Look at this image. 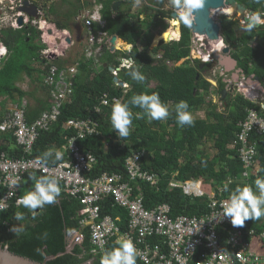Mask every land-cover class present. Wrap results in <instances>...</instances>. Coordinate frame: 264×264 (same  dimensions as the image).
<instances>
[{"label":"trees","instance_id":"obj_1","mask_svg":"<svg viewBox=\"0 0 264 264\" xmlns=\"http://www.w3.org/2000/svg\"><path fill=\"white\" fill-rule=\"evenodd\" d=\"M34 1V4L42 8L44 12L42 16L61 30L68 29L70 24L76 22L85 11L102 5L101 12L106 21L105 30L109 35H118L127 43L133 44V48L130 51L118 50L115 53L106 49L103 56L109 65L98 73H93L91 69L92 60H79V71H84V75L82 73L77 75L74 80L73 96L64 104L61 115L51 128L40 133L32 156L41 158L48 164H57L60 162L56 157L59 149L53 152L54 146L62 148L75 134L74 130L66 128L68 120L93 119L99 123V134L88 135L79 142L84 149L92 151L97 159L89 175L97 177L103 173H120L129 180L126 160L134 151H145L147 153L144 158L145 168L157 172L160 180L157 185L145 181H135L132 184L136 188L140 187L148 208L169 203L174 216L183 214L202 216L210 212L209 194L211 192L227 185L229 191H224L222 197L229 198V193L238 185L249 184L243 178L245 166L240 159L239 148H230V145L236 140L240 130L239 124L247 116L248 110L258 109L264 116V109L244 94L234 93L226 98L224 110H220L219 104L210 97L213 92L221 94L226 83L219 77L217 78L219 86L214 87L207 78V74L212 76L215 63H203L198 58L187 59L193 49V34L191 28L185 23L182 24L180 40H172L169 43L161 41L153 47L151 41H147L142 50L139 48L137 43L142 29L153 26L152 17L154 16L149 15L140 21L141 13L148 14L150 10H159V15L171 18L173 10L160 9L165 1H150L152 5H146L139 14L132 11L135 0ZM237 1L255 10L257 15L264 18V0ZM117 2L121 3L120 12L115 13L114 4ZM221 23L224 41L231 47L232 55L238 60L239 66L248 73L256 72L263 77L262 68L258 69L257 66L264 61V24L258 28L246 26L243 28L238 20L234 18L229 20L227 17H224ZM161 36H157L156 41H159ZM165 38H180L179 29H173ZM0 39L10 51L0 67V99L3 96L16 101L18 96L22 99L28 95L17 87V80L22 73L30 77L34 76V73L38 71L33 67L34 62L44 64L41 53L46 44L42 42V31L30 23L18 29L2 28ZM252 42L257 44L252 45ZM118 57L132 58L135 61L133 68L144 75V81L133 80L128 74L130 70L123 68L119 77L129 87L117 86L110 66L115 68L120 66L121 60ZM182 59L187 60L181 65H176ZM59 60V58L56 59V62L61 65ZM169 62L175 65L170 67ZM37 78L50 93L49 86L44 83V71ZM153 82L157 84L151 88ZM105 93H108L111 98H121V103L130 102L134 95L140 93H158L161 101L169 107V116L164 120L150 122L142 109L129 103L132 125L129 135L119 138L111 124L113 104L104 107L102 113L95 111V107ZM182 100L189 106L188 111L193 120L191 125L180 126L177 123L175 106ZM0 106L5 108V102L0 100ZM50 108L51 102L47 109ZM201 110L206 112V118H193V114ZM2 117L4 116L0 111V123ZM37 118L33 111L27 113L29 122ZM11 134L8 133L7 139L16 141ZM253 138L258 141V161L261 165L258 176H252L249 179L255 190L256 178H264V136ZM208 141H212L217 149L214 156L206 154L202 149ZM15 151L16 154H13L6 147L0 146V156L3 152H8L15 158L25 154L22 147ZM45 152H51V155L45 158ZM41 176L45 175L36 171L28 172L21 183L20 193L24 195L25 192L33 190L34 178L38 179ZM173 179L183 182L202 180L206 195L190 197L182 188H171L170 182ZM231 179L232 182H230ZM137 192L139 191L136 190L135 193ZM100 204L101 215L119 218L118 225L126 231L129 221L128 210L116 205L112 197H106ZM81 209L79 199L63 192H60L55 203L46 204L43 209L35 210V214L23 206L13 205L9 210L0 213V248L8 247L15 254L39 262H44L48 256H54L47 261V264H88L89 261L90 264H100L103 255L91 253L92 245L88 229H85L86 236L83 243L68 250L69 235L81 228ZM16 212H23L25 218L16 221L14 218ZM4 221L9 222L10 227L5 225ZM16 222L20 223L18 229L23 228V231L17 234L10 230ZM238 227L255 229L258 233L257 240H259L260 233L264 229V216L258 220H246L243 226ZM117 246L115 239L108 246L107 251Z\"/></svg>","mask_w":264,"mask_h":264},{"label":"built area","instance_id":"obj_2","mask_svg":"<svg viewBox=\"0 0 264 264\" xmlns=\"http://www.w3.org/2000/svg\"><path fill=\"white\" fill-rule=\"evenodd\" d=\"M22 1L24 0L13 2L8 9L9 13L2 8L0 27L9 23L18 29L30 23L42 31V42L46 44L41 53L45 69L44 83L50 88L51 108L29 122L28 100L24 98L9 108L0 123V131L12 133L25 153L19 158L12 157L8 152H3L0 156V213L13 205L22 206L19 203L23 196L20 193L21 183L28 172L36 171L56 179L60 192L79 199L82 205L81 228L70 234L74 239L71 244L75 246L83 243L85 229H88L91 253L94 255H104L113 240L123 237L131 239L135 245L136 264H264V229L257 243L258 233L255 229L233 226L230 218L224 217V204L228 200L222 197L224 187L209 194V213L202 216H174L169 203L148 208L140 187L136 188L132 184L135 181H145L157 185L160 180L157 172L145 168V151H134L126 160L129 180L120 173H103L97 177L89 175L97 159L92 151L84 149L79 142L88 135L99 134V123L93 119L68 120L66 128L74 130L75 134L64 145L65 156L60 155V162L57 164H48L41 158L32 156L40 133L51 128L61 115L64 104L73 96L74 80L79 73L80 63L62 67L56 62V59L65 55V46L69 45V31L57 32L56 25L51 26L52 23L42 16V9L39 10V17H31L18 11L17 7ZM102 8V5H98L79 16L87 31L85 54L98 65H101L105 46L111 45L112 38L104 28L106 21L102 16ZM178 12L180 15L191 13L184 4ZM21 16L24 17L23 25L19 23ZM50 29L53 34L49 33ZM61 39L65 40V44L60 43ZM192 41L194 45H198L194 38ZM9 53L8 46L0 40V65ZM210 56L208 54L209 59ZM112 73L117 76L119 70L114 69ZM240 86V83L237 84V90ZM123 87H127V84ZM115 100L122 101L121 98H111L105 93L95 111L102 113L103 108L112 105ZM239 126L233 147L239 148V156L245 166L243 178L248 180L252 176L257 177L261 169L258 141L253 137L264 136V116L258 109L251 108ZM232 181L231 179L230 182ZM170 186L182 188L190 197L206 195L202 180L183 182L173 179ZM136 190L139 192L135 193ZM106 197H112L116 205L128 210L126 231L118 225L119 218L101 215L100 203ZM4 224L10 227L7 221ZM90 263L89 261L88 264Z\"/></svg>","mask_w":264,"mask_h":264},{"label":"clouds","instance_id":"obj_3","mask_svg":"<svg viewBox=\"0 0 264 264\" xmlns=\"http://www.w3.org/2000/svg\"><path fill=\"white\" fill-rule=\"evenodd\" d=\"M200 4L201 0H184V7L187 8L189 12L192 9L199 8ZM175 11L178 12V10ZM179 16V19L183 20L185 24L190 23L188 13L182 16L179 14ZM257 17L261 20L259 15H257ZM257 17H254V19H258ZM242 22L245 24L244 26L249 27L243 20ZM130 50L131 45H129V51ZM208 54H210V52ZM211 60L213 61L212 57L211 59L203 58V61L206 63ZM134 63L135 61L132 58H122L120 66L121 68L130 70L128 74L133 80L142 82L145 77L139 70L133 68ZM129 103L142 109L150 122L152 120H164L169 116V107L166 103L161 101L158 93H140L134 95L130 102L125 103L115 100L112 105L111 124L115 132L118 133L119 138L127 137L129 135L130 126L132 125V112L129 108ZM188 107L187 102L183 100L175 106L177 123L180 126L191 125L193 123ZM50 155L51 152L44 153L45 158ZM56 157L59 159V152L56 153ZM34 179V189L25 192L19 199V203L25 209L33 212V214H35V210L42 208L45 204L55 203L57 197L60 195V188L56 179L48 176H41L38 179ZM254 183L255 190L250 184L243 186L238 185L229 193V198L225 201L224 217L230 218L233 226H243L246 220H258L264 216V178L258 177ZM224 191H229L227 185L224 186ZM0 209H2V206H0ZM14 218L16 221H21L25 216L23 212H16L14 213ZM10 230L17 234L18 232H22L23 228L18 229L17 226H13ZM116 244L118 245L117 247L106 252L101 257L100 264H136L137 250L133 241L121 237L116 241Z\"/></svg>","mask_w":264,"mask_h":264},{"label":"crops","instance_id":"obj_4","mask_svg":"<svg viewBox=\"0 0 264 264\" xmlns=\"http://www.w3.org/2000/svg\"><path fill=\"white\" fill-rule=\"evenodd\" d=\"M0 1L2 2L3 0H0ZM29 1H31L33 4L35 3L34 0H29ZM36 1H38V0H36ZM9 7H10V5L9 6L8 5H3L2 8H4V10L7 12V10L9 9ZM143 9L141 11H143ZM132 11H133V9H132ZM153 11L154 10H150L148 14L146 13V17L145 18L143 17V13H141V16H140L139 20L140 21H143L149 15L152 16L153 15L152 14ZM114 12L117 13L115 10H114ZM118 12H120V11H118ZM7 13H9V10H8ZM133 13L139 14L140 11H138V12L133 11ZM157 15H159V14H157ZM174 21H175V19H174ZM9 27L14 28L9 23H7L4 27H0V30L2 28H9ZM179 27H180V25H179ZM181 27H182V25H181ZM66 30L69 31L70 39L72 40V42L70 43V45H66L65 46L67 48L66 49V52H65V55L59 57V59H60L59 62L63 64V65L61 64L62 67L74 65V64L78 63L79 60H81V59H84V60L85 59L92 60V59L87 58V56L85 54V50H86V47H87L86 46L87 45V31H86L84 22L80 18H78V20H76V22H72L70 24V27L68 29H66ZM179 32H180V30H179ZM114 36H116V38H114ZM159 36H161V35H159ZM111 37H112L111 38V45L110 46H105L104 53L106 52V49L108 51H110L111 53H115L118 50H121V51H127L128 50L129 51V45H131V49L133 48V44L127 43L126 41H124L123 39H121L118 35H111ZM180 39H181V34H180V38H178L176 40H180ZM0 40H2V39H0ZM119 40H121L123 42H120ZM139 40L140 39H138V43L137 44H138L139 48L142 50L144 48L145 44H144V46L139 45ZM158 43H157V45H158ZM255 44H257V42H252V45H255ZM157 45H154V46H157ZM104 53H103V55H104ZM231 54H232V52H231ZM104 58L105 57L102 56V58H101V65L95 64L94 62L92 63L91 69L93 70V73L101 72L102 69L105 66H108L109 65L108 64V61H105ZM122 58L123 57H118V59H120V60ZM182 60H184L183 61V63H184L186 59H182ZM182 60H180V61H182ZM3 63H2V65H3ZM183 63H181V64H183ZM214 63L217 64L216 62H214ZM168 64L170 65V67H172L173 65H175L173 62H169ZM181 64L177 63L176 65H181ZM260 64L257 67H259L258 69L262 68V70H261L262 72L261 73H264V61H262V63H260ZM2 65H0V67ZM33 67L34 68H37V70H38L36 73H34V76L33 77H30L26 73H22V75H20L19 79L17 80L16 85L22 91H25V92L28 93V95H26V97H24V98H26L28 100L27 113L29 111H33L34 112V115L38 116V118H39L45 111L49 110L47 108H49V104H50V98H49L50 93H48L47 87L45 88L44 85L41 84V82L37 78V77H39V75H41L43 73V71L45 72L44 64L41 63V62H34L33 63ZM79 67H80V65H79ZM111 67H113L116 70H119V73L123 70V68H121V66L115 68L114 66L111 65L110 68ZM215 67L219 68L220 67V63H218V65L215 66ZM239 68H241V67L239 66V63H238L236 69H239ZM236 69H234V70H228V71L226 70V73H229V76L230 75L232 76L231 80H226L227 77L221 76V78L223 77V81L226 83V87L224 89H228V93H230V94H226L224 99H226L228 96H232V94H234V92L230 89V87H231L230 85L232 84V80H233V84L234 83L236 84L235 87L239 83L241 85H243L242 83H244L245 80H246L245 84L248 85V84H250L248 82V78L251 77V75H256V76H259L260 77L261 85L264 86V76L262 77V75L257 74L256 72H254L253 74L252 73H248L245 70H244L245 73L239 71L238 74H235L236 73ZM111 72H113V71H111ZM80 73H82L84 75V71L81 70V72L79 71L78 74H80ZM114 76H115V82H116V85L117 86H122L123 87L124 84H127V83H125V81L123 79H121L119 77V74L117 76L116 75H114ZM235 78H238V80H239L238 83H236ZM227 79H229V78H227ZM121 82H123V84H121ZM156 84H157L156 82H153L152 85H151V88L152 87H155ZM218 86H219V82H218V84H215L214 85V87H218ZM249 86L251 87L250 88L251 90L252 89L257 90V91L252 90L253 92H259V97H256L253 101H256L257 102V100L260 98V100L263 101V102L262 103L257 102V103H259L262 106V108L264 109V89L263 90L260 89V87H261L260 84L258 85L260 87L253 86L252 84H250ZM127 87H129L128 84H127ZM222 91H221V94L220 93L213 92L211 94V97L210 98L213 99V96L214 95H221L222 96ZM235 92L236 93H240L239 91H235ZM24 98H22V99H24ZM22 99L18 96L17 97V100L16 101H13L10 98L7 99L6 97H3L2 96L0 100L3 101V102H5V108L2 107V106H0V111L2 113V116H5V114L9 110V108L12 107L13 105H16ZM197 112H200V111H197ZM197 112H195L194 114H196ZM201 112H204L205 117H195L194 114H193V118H206V112L204 110H201ZM8 133H10V132L0 131V146L6 147L7 150H9V152H11L13 154H16V151L15 150H17V148H20L21 146L18 144L17 141H13V140L7 139V138H9L8 137L9 136ZM208 142L213 143L212 141H208ZM213 146H214V144H213ZM230 148H233V143L230 145ZM57 150L60 153V155H62V157L65 156L64 155V146H62V148H57V146H54V149L52 151L55 152ZM216 153H217V149H216ZM245 181H247L250 185H252L250 183V180L249 179L248 180L245 179ZM258 242H259V240H257V243ZM257 246H258V244H257Z\"/></svg>","mask_w":264,"mask_h":264},{"label":"water","instance_id":"obj_5","mask_svg":"<svg viewBox=\"0 0 264 264\" xmlns=\"http://www.w3.org/2000/svg\"><path fill=\"white\" fill-rule=\"evenodd\" d=\"M16 0H3L2 2L0 1V14H3L2 12V7L3 5H12L13 2ZM171 2L174 3L176 8H181L184 4V0H170ZM121 3L117 2L114 4V10L116 12L119 11ZM219 9H230L234 13H237L238 15L241 16V19L249 26L252 28L260 27L264 22L260 20L256 12L252 9L247 8L245 5L242 3L238 2L237 0H201V4L199 8L192 9L191 13L188 14V19L190 23L187 25L191 28L193 38L198 42V45L201 49L204 50V48L213 50H210V55L213 59V62H218L220 63V68H225L227 71L228 70H234L236 69L238 65V60L233 57L231 54V47L228 46L223 38L222 35V30L223 26L222 23L214 17L213 11L214 10H219ZM18 11L25 12L31 17H39V10L40 8L36 5L33 4L29 0H24L22 1V4H20L17 7ZM227 15V14H223ZM172 17L176 20L179 19V13L177 11L172 12ZM254 17H257L258 19H254ZM19 23L20 25L24 24V17L21 16L19 18ZM180 33H181V29ZM50 34H53V30H49ZM200 37H205V40H200ZM116 38V36H114ZM172 40L176 39H168V38H161L159 43L161 41H164L165 43H169ZM212 41L218 42L217 45L222 43L224 47L222 49H215V47H212ZM60 42V40H59ZM67 42L70 44L72 40L70 38L67 39ZM202 44L204 46H202ZM215 50V51H214ZM203 63H206L203 61ZM111 71L114 70L113 67L110 68ZM240 72H244V69L239 68L236 69V73L238 74ZM200 74L198 75L199 78ZM236 83H238V78H235ZM246 82V80H245ZM241 85L239 87L240 93L244 94L248 99L254 100L256 97H259V92H253L257 91L255 89H250L251 87L249 86L252 84L253 86L260 87V89H264V86L261 85L260 82V77L256 75H251V77L248 78V82L250 84H245ZM123 84V82H121ZM260 84V86H258ZM228 93V89H224L222 91V100H224L225 95ZM71 236L69 235L68 239H70ZM74 247V244H71L68 246V250H71ZM54 256H48L46 257L44 262H39L36 260H33L31 258L21 256L18 254H15L11 252L8 247L0 248V264H47V261Z\"/></svg>","mask_w":264,"mask_h":264},{"label":"rangeland","instance_id":"obj_6","mask_svg":"<svg viewBox=\"0 0 264 264\" xmlns=\"http://www.w3.org/2000/svg\"><path fill=\"white\" fill-rule=\"evenodd\" d=\"M150 1L161 2L162 0H135L134 6H133V11L138 12V11H141L146 5H152L150 3ZM163 1H165V3H163V6L160 9H166V10H170V11H172V10L173 11H175V10L180 11L181 8H182V7L181 8H176L175 5H174V3L171 2L170 0H163ZM39 8L42 9L41 7H39ZM158 12H159V10L152 12V14L154 15V17L152 18V22H153L152 28H148V29L143 28L142 29V33H141V35L139 37V39H140L139 40V45L144 46V44H146L147 41H151L152 42V46L157 45V43L159 42V41H156V37L157 36L162 35L165 31H167L169 29H179L180 23H182V24L184 23L183 20H180V19H177V20L174 21V18H168L167 19V18L161 17L160 15H157V14H159ZM222 13H224V14L229 13V14L223 15ZM213 15L220 22L222 21V19L224 17H227L229 20L231 18H235L236 17L235 19L238 20L240 22V24L244 28V25L245 24L242 22L241 17L238 16L237 14H235L230 9L214 10L213 11ZM143 17L144 18L146 17V13L145 12L143 13ZM260 18H261L262 21H264V18L263 17L260 16ZM177 21H179L180 23H176ZM52 25L53 24H51V26ZM56 30H57V32H59L61 29H58L56 27ZM55 42H57V41L55 40ZM61 42L65 44V40L61 39ZM53 44L54 43H52V45ZM55 47H57V46H55ZM197 47L200 48L199 45H194L193 44V49L191 51V55L187 59L193 60L195 58H198V59H201L202 61H203V58L204 59H207L205 56H200L199 49ZM210 50H211V48L210 49H207V51L205 49L204 50L202 49V51L205 54L206 53L208 54L210 52ZM211 51H213V50H211ZM183 61L184 60H182V61H180L178 63L181 64V63H183ZM211 62H213V61L211 60L209 63H211ZM214 68H215V66L212 69V76L209 75V74H207V78L211 81V83L213 85L218 84V79L217 78H219L221 76L225 77L223 71H220L217 68H215V69ZM236 91L241 92L240 89H238ZM220 98H221V95H214L213 96V100L219 104L220 110H223L224 107H223V103L220 101ZM257 102L262 103L263 101H261L260 98H259L257 100ZM194 116L195 117H205L204 112H201V111L200 112H197L196 114H194ZM202 149L205 151L206 154H209L210 156H214L215 153H216V149L214 148L213 143H211V142H208L206 145H204L202 147ZM19 224H20L19 222H16L14 226H17V228H18L19 227ZM73 240H74L73 239V236H71V238L69 239V243L71 244L73 242Z\"/></svg>","mask_w":264,"mask_h":264},{"label":"flooded vegetation","instance_id":"obj_7","mask_svg":"<svg viewBox=\"0 0 264 264\" xmlns=\"http://www.w3.org/2000/svg\"><path fill=\"white\" fill-rule=\"evenodd\" d=\"M19 0H16V2H18ZM235 14H237V13H235ZM238 15V14H237ZM238 16H240V15H238ZM241 17V16H240ZM173 18V17H172ZM236 18V17H235ZM234 18V19H235ZM231 19H233V18H231ZM177 20V19H176ZM180 23V22H179ZM181 25H182V23H180V27H179V29H181V36H182V27H181ZM213 42V41H212ZM217 64H215V66H217L218 65V62H216ZM215 68H217V67H215ZM218 70H220V71H223L224 72V76L225 77H227V78H229V79H227L226 78V80H231V78H232V76L230 75L229 76V73H226V69L225 68H217ZM223 78V77H222ZM235 83L233 84V80H232V84L230 85L231 87H230V89L234 92V93H236L235 91L237 90V88L235 87ZM236 88V89H235ZM227 94H230V93H227ZM220 101L223 103V107H224V105H226V99H224V100H222V96H221V98H220ZM224 110V109H223Z\"/></svg>","mask_w":264,"mask_h":264},{"label":"bare ground","instance_id":"obj_8","mask_svg":"<svg viewBox=\"0 0 264 264\" xmlns=\"http://www.w3.org/2000/svg\"><path fill=\"white\" fill-rule=\"evenodd\" d=\"M222 14H224V13H222ZM227 14H229V13H227ZM176 23H179V21H177ZM173 29H169V30H167V32H165L164 34H163V36L161 37V38H165V37H167L169 34H170V32L172 31ZM203 39V41L205 40V37H200V40H202ZM120 41V40H119ZM121 42V41H120ZM217 43L218 42H215V41H213L212 42V47H215V49H222L223 47H224V45L222 44V43H220L219 45H217ZM202 46H204L203 44H202ZM198 48V47H197ZM199 49V48H198ZM205 50H206V48H204ZM207 51V50H206ZM199 54H200V56H205L207 59H208V55H207V53L205 54L203 51H202V49L200 48V50H199ZM204 54V55H203Z\"/></svg>","mask_w":264,"mask_h":264}]
</instances>
